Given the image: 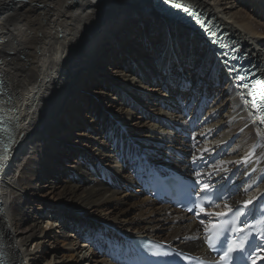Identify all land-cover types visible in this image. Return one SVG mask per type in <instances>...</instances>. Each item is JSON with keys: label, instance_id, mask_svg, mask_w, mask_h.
<instances>
[{"label": "bare ground", "instance_id": "obj_1", "mask_svg": "<svg viewBox=\"0 0 264 264\" xmlns=\"http://www.w3.org/2000/svg\"><path fill=\"white\" fill-rule=\"evenodd\" d=\"M160 1L0 0V233L12 264H116L86 239L103 245L111 232L203 251L201 227L171 206L143 198L123 210L140 195L132 164L142 155L161 164L167 148L190 162L221 152L209 172L240 187L235 202L257 189L263 197L254 105L200 32L169 19ZM172 1L212 17L263 68L264 23L248 7L261 3L264 14V0ZM42 186L51 198L33 204L28 193ZM56 237L72 262L57 257Z\"/></svg>", "mask_w": 264, "mask_h": 264}, {"label": "snow or ice", "instance_id": "obj_2", "mask_svg": "<svg viewBox=\"0 0 264 264\" xmlns=\"http://www.w3.org/2000/svg\"><path fill=\"white\" fill-rule=\"evenodd\" d=\"M175 7L179 8L181 7V5L179 3L175 4L174 5ZM185 11H187V9H185ZM257 85H259L261 91L258 92V93H254V92H249V95H253V103H255V96L256 95H259L260 98H261V101L264 102V83L260 82V81H257ZM245 88H248L249 86L247 84L244 85ZM255 88V86H253ZM257 108L260 110L261 112V115H260V120L262 123H264V103L260 104V105H257ZM207 151V150H205ZM197 175H200V173H197ZM209 188V185L205 184L203 186V190H207ZM252 203L251 200H247L244 202L243 204V208H247L250 204ZM218 207V205H217ZM225 207H228L229 208V212H232L233 209L228 206V205H225ZM243 209H240L237 211L236 213V216L233 218L232 221L229 222V224L227 225L228 227H231L233 229H235L236 231H239V232H243L244 231V227H238L237 226V221L239 220L240 216L243 215ZM218 215H225L224 213H219ZM201 223H203V221H201ZM226 226L225 225H213L212 226V231H216V230H220L222 231ZM246 227V226H245ZM206 231H210L209 229H206ZM219 239V234L217 232L216 234V240ZM247 237H244L242 238L239 243H236L235 241H232V242H229L227 248L221 253L220 255V260L217 262V264H231V261H232V253L237 251V250H243V247H244V243L246 241ZM207 243H208V246L209 248H213L214 247V240H213V237L212 236H209L208 239H207ZM156 255H168V253H154ZM185 259H187L185 257ZM252 264H256V260L253 259L252 261Z\"/></svg>", "mask_w": 264, "mask_h": 264}, {"label": "rangeland", "instance_id": "obj_3", "mask_svg": "<svg viewBox=\"0 0 264 264\" xmlns=\"http://www.w3.org/2000/svg\"><path fill=\"white\" fill-rule=\"evenodd\" d=\"M248 9L250 10V12L251 13H253L254 11L255 12H257V18L262 22V23H264V16H261L263 13V5H261V3H259V4H257V7H256V3H254L253 4V7L252 6H250V7H248ZM261 11V12H260ZM264 15V14H263ZM264 38V37H263ZM65 166H68L67 164H65L64 166H62V167H65ZM63 179H65L64 178V176L63 175H61L58 179H56V181H57V183H58V181H60L61 182V180H63ZM42 188V190H40V191H38V189L35 191V190H32V191H30V193H28V197L30 198V200L32 199V203L33 202H35V201H37V203H38V199H50L51 198V196H49L48 195V191L47 190H45V188L42 186L41 187ZM38 191V192H37ZM134 194V196L135 197H137L136 199H130V200H128V205H126V207L123 209V210H126V209H129V206H131V205H133L134 203L135 204H137L138 202H140V201H143L142 199L143 198H148V197H146V195L145 194H142L141 192H140V195L139 194H136V193H133ZM41 195V196H40ZM53 197V196H52ZM56 197V196H55ZM139 197V198H138ZM149 199V198H148ZM151 200V199H150ZM32 203H31V205H32ZM34 204V203H33ZM131 209H132V214H131V216L130 217H132V216H134V215H136V214H138L139 213V211L136 209V208H133V207H131ZM122 210V211H123ZM43 227L44 228H46V225L45 224H43ZM52 230V228L51 227H49V229H48V231H51ZM54 231H58L57 233H58V235H60L59 233H60V229L59 228H56ZM122 233V232H121ZM40 237L39 236H36V238H34V240L32 241V243L30 244V247L28 248L29 250H34L35 249V244L37 243V242H39L40 241V239H39ZM65 241H64V238H62V237H56V239H54V240H52V242H51V244L52 245H54V246H56V248H57V252H56V255H57V257H59V258H61V260H68L69 262H72V259H73V257H71L67 252H66V244L64 243ZM50 244V245H51ZM36 252L38 251V249H36L35 250ZM93 251H95V250H93ZM95 252H97V251H95ZM38 253V252H37ZM104 253H106V251L104 252ZM41 254L42 253H39V254H36V257L38 258V255L41 257ZM99 255V258L97 259V260H99L100 262H102V260H103V255L102 254H98ZM104 258H106V259H108V257H106V256H104ZM49 260V259H48ZM95 261V260H94ZM94 261H91L90 263L91 264H97V263H93ZM31 262V261H30ZM35 261H32L31 262V264H35L34 263ZM89 263V264H90Z\"/></svg>", "mask_w": 264, "mask_h": 264}, {"label": "water", "instance_id": "obj_4", "mask_svg": "<svg viewBox=\"0 0 264 264\" xmlns=\"http://www.w3.org/2000/svg\"><path fill=\"white\" fill-rule=\"evenodd\" d=\"M164 1H168V0H161V1L159 2V5L161 6V8L163 7V4H165Z\"/></svg>", "mask_w": 264, "mask_h": 264}]
</instances>
